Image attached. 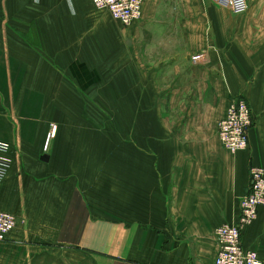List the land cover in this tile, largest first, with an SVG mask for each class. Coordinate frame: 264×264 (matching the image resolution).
<instances>
[{"label":"crops","instance_id":"crops-1","mask_svg":"<svg viewBox=\"0 0 264 264\" xmlns=\"http://www.w3.org/2000/svg\"><path fill=\"white\" fill-rule=\"evenodd\" d=\"M246 1L236 15L219 0H144L123 26L90 0H0L13 158L0 210L16 220L0 264H213L215 228L236 223L250 167L264 170V0ZM115 93L141 108L137 147H100L115 132L96 109L122 105ZM236 96L254 123L232 154L217 123ZM240 239L264 262V207Z\"/></svg>","mask_w":264,"mask_h":264},{"label":"built area","instance_id":"built-area-1","mask_svg":"<svg viewBox=\"0 0 264 264\" xmlns=\"http://www.w3.org/2000/svg\"><path fill=\"white\" fill-rule=\"evenodd\" d=\"M97 8L108 10L112 18L123 26L129 25L141 16L144 0H90ZM234 14L244 13L246 0H219ZM252 114L243 96L233 97L224 117L217 123V135L222 146L234 154L248 147V131L252 126ZM56 125L51 124L49 137L53 138ZM11 145L0 140V182L12 165ZM264 207V170L252 166L249 170V185L239 201V214L236 223L222 224L215 228L218 249L213 264H264L256 253L242 247L241 231L257 217L258 209ZM13 214L0 210V242L15 227Z\"/></svg>","mask_w":264,"mask_h":264},{"label":"rangeland","instance_id":"rangeland-1","mask_svg":"<svg viewBox=\"0 0 264 264\" xmlns=\"http://www.w3.org/2000/svg\"><path fill=\"white\" fill-rule=\"evenodd\" d=\"M241 14H236V15H241ZM121 94L122 93H115L116 100H119L117 103L118 104L123 103L122 105L120 106L116 105L114 107H105L102 105L103 102L100 101V106L98 109H96L99 117V130L105 133L109 130L110 133L113 128L115 132L114 141H111V139L110 140L100 139V147L101 146L103 147L109 141L110 144L111 142H114V146L118 149L119 148L122 149L124 147H129V146L137 147L135 141L133 140V137H137L135 135L137 134L138 131L137 129L138 116H139V112L141 111V108H139L137 105L136 106L133 105L137 103V101L133 100V98L131 100L132 106H126L125 105L126 102H121ZM133 95L137 96V93H132V97ZM119 96L120 98H118ZM105 103L106 102L104 101V104ZM252 121H253V115H252ZM134 133L136 134L133 136ZM128 134H130L129 136H131L130 139L128 138ZM53 138L49 137V131H48L46 136L47 139L46 144L43 147L45 151H47L50 148L49 141L52 140Z\"/></svg>","mask_w":264,"mask_h":264},{"label":"water","instance_id":"water-1","mask_svg":"<svg viewBox=\"0 0 264 264\" xmlns=\"http://www.w3.org/2000/svg\"><path fill=\"white\" fill-rule=\"evenodd\" d=\"M41 160L43 161H47L48 160V155L47 154H43L41 157H40Z\"/></svg>","mask_w":264,"mask_h":264}]
</instances>
